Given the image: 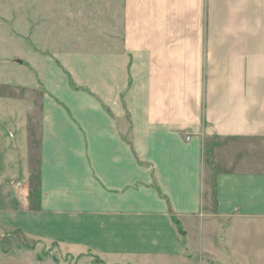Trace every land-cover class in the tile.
<instances>
[{"label": "crops", "instance_id": "obj_1", "mask_svg": "<svg viewBox=\"0 0 264 264\" xmlns=\"http://www.w3.org/2000/svg\"><path fill=\"white\" fill-rule=\"evenodd\" d=\"M114 9L121 39L33 65L38 113L0 144V233L100 264H264V0Z\"/></svg>", "mask_w": 264, "mask_h": 264}, {"label": "rangeland", "instance_id": "obj_2", "mask_svg": "<svg viewBox=\"0 0 264 264\" xmlns=\"http://www.w3.org/2000/svg\"><path fill=\"white\" fill-rule=\"evenodd\" d=\"M113 1L0 0V144L13 138L9 126L19 124L20 111L30 107L31 116L38 113L42 93L34 87L36 62L68 52H96L103 39H121L111 30L119 22L113 18ZM115 1L120 11L121 0ZM0 230L5 233L4 227ZM76 244L22 231L0 233V264H100Z\"/></svg>", "mask_w": 264, "mask_h": 264}, {"label": "water", "instance_id": "obj_3", "mask_svg": "<svg viewBox=\"0 0 264 264\" xmlns=\"http://www.w3.org/2000/svg\"><path fill=\"white\" fill-rule=\"evenodd\" d=\"M19 63H21V61H19Z\"/></svg>", "mask_w": 264, "mask_h": 264}]
</instances>
